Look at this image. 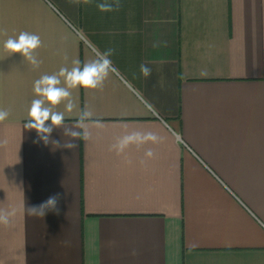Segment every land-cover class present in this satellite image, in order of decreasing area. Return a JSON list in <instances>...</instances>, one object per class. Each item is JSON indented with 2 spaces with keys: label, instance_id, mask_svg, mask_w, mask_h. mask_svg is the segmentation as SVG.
<instances>
[{
  "label": "crops",
  "instance_id": "0c3cea01",
  "mask_svg": "<svg viewBox=\"0 0 264 264\" xmlns=\"http://www.w3.org/2000/svg\"><path fill=\"white\" fill-rule=\"evenodd\" d=\"M21 31L38 68L4 49ZM109 49L103 88L66 113L93 112L91 139L36 142L34 81ZM0 108V264H264V0H0ZM133 130L163 139L110 150ZM56 193L59 215L25 214Z\"/></svg>",
  "mask_w": 264,
  "mask_h": 264
},
{
  "label": "clouds",
  "instance_id": "9594fccd",
  "mask_svg": "<svg viewBox=\"0 0 264 264\" xmlns=\"http://www.w3.org/2000/svg\"><path fill=\"white\" fill-rule=\"evenodd\" d=\"M75 2L79 3L80 0H75ZM84 2L87 3L88 0H84ZM97 7L102 12L113 10V6L108 3H101ZM41 46L40 36L28 31H21L18 36L8 37L4 41L6 51L11 54L20 53L34 68H38L42 63L35 55L36 50ZM112 54V49L104 53H98L94 59L85 61L82 65L78 59L72 60L71 68L62 66L58 72L44 74L34 81L33 92L36 98L30 103L27 111V122L23 124V128L36 131L38 138L36 142L42 141L45 145L52 143L58 148L75 150L78 146L72 142L73 140L88 141L91 139L92 133L87 127V123L93 120L94 114L87 107L78 113L74 124L65 123L66 118H68L66 113L71 114L77 108L71 90L78 88L85 90L102 89L112 70L111 60L109 59ZM64 59L67 61L68 57L65 56ZM140 71L145 77L151 74V69L143 64L140 66ZM61 104H64L63 111L57 110V107ZM9 115L10 111L8 109L0 108V122L6 120ZM49 120L51 123H46ZM94 124L97 128L103 126L98 119L94 121ZM54 129H63V135L68 138L63 144L51 139ZM162 139L154 131L133 130L118 137L110 146V150L115 151L117 155H121L132 145L140 148L149 143L159 144ZM144 156L151 159L155 156V153L149 148L145 151ZM141 163H144V161L142 160ZM61 198V194L56 193L38 205H24V212L28 216L39 218H44L49 212L59 215L60 208L58 205ZM15 214V209L0 211V224L5 227L10 226L12 217ZM133 255H135V252H133Z\"/></svg>",
  "mask_w": 264,
  "mask_h": 264
}]
</instances>
